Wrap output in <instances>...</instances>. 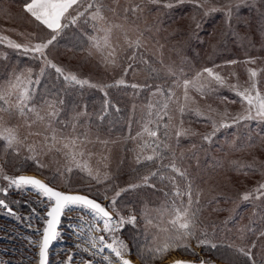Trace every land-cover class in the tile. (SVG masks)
<instances>
[{
	"label": "snow or ice",
	"instance_id": "snow-or-ice-1",
	"mask_svg": "<svg viewBox=\"0 0 264 264\" xmlns=\"http://www.w3.org/2000/svg\"><path fill=\"white\" fill-rule=\"evenodd\" d=\"M152 4L163 3L164 7L172 8L174 4L183 3V0H149ZM197 10L205 9L204 14L207 15L212 11L218 10V6L212 4L207 5V0H191ZM107 7L102 0H24L22 11L31 19L33 28L29 33H25L27 42H17L10 37H0V43L6 42L8 47L22 50L23 54L30 55L32 60L40 61V73H44L46 68L55 70L57 78L62 77L66 83L75 82L77 84L88 83L92 87L99 88L107 97V88L111 85L92 84L91 81L81 80L74 74L65 75L64 68L50 58L53 49H55L59 38L70 26H76L83 29L82 32H77V38L82 44H88L89 50L96 48L103 51L101 46V37L96 34H89L86 25L91 23L94 32H102L104 35L103 45L112 49L109 52L111 59L105 58L107 63L116 64V50L109 43L110 35L113 27L121 29L123 33L124 43L129 50H133V54L128 57L129 60L135 62V50L142 47L145 43L143 33L139 29L129 27L127 25H112L104 15V9ZM223 8L226 15L230 18L232 14L231 0L228 3L219 6ZM111 10V9H109ZM142 11L141 5H132L130 8H125L127 13ZM83 20V24L80 21ZM198 26V25H197ZM142 62L150 64V61ZM247 62H254L253 57H247ZM225 65H235L237 60H225ZM213 67H204L197 71L191 79L186 78L181 73L183 70L177 71L171 66L166 68L174 78L172 86L167 88V92L161 87L153 88V95L162 97V102H149L147 105L146 115L142 116L143 128L137 133V137H142L144 133L148 137L153 138L149 142L144 140L142 143H137L136 163L139 165L141 161H152L153 158L160 160L164 159V151H171V136L177 138L176 143H179V138L182 136L191 135L189 129L183 127V116L189 111L188 101L190 100L189 90L196 89L202 95L209 92H214V84L224 86L226 78L220 72L215 71ZM133 68L132 64H128L122 70L127 73ZM155 72L157 69L152 68ZM250 84L248 87L241 89L238 84H229L228 87L234 91L239 97L243 107L242 113H237L236 116H228L227 112L220 114V119H212L211 132L201 137L202 141L211 143L216 132L221 128H226L230 124H236L239 120H257L264 123V94L257 89L256 77L257 70L254 68L248 69ZM204 74H207L206 76ZM235 76L236 73H231ZM40 77L37 76L33 80V70L28 67L25 69L13 68L6 79L0 82V141H3V154L7 157L11 153L19 154L22 150L27 149V152L32 153L28 158L34 159L38 169L47 167L45 160L41 156L45 153H63V166L57 167L50 171V174H45V180L36 178L35 176L27 175H8L4 169L0 168V176L6 181V184L0 186V193L5 196L9 194L11 188L17 191H35L39 198V203L42 205L41 215L39 217L41 225L37 227L36 235L39 236L36 244L38 246V264H49V248L61 234L65 226V218H67V228L74 229V234H77V239L84 240L89 247H84L82 250L88 252L95 257L101 255L104 249L114 253L119 258V264H132V261L126 256L130 253V245L121 239L122 229L126 225L135 226L138 217L135 214V208L132 213L125 215L118 207V198L123 199L131 190L139 187L137 184H127L126 187L109 186L108 172H102L99 167L93 169L87 162L84 161L85 155L91 156L90 152L84 149L85 142H90L87 132H77V123L79 113L73 118L71 125L72 132L67 133L69 122L60 119L61 106L65 103L59 98V92L55 88L48 92L47 95L40 96L37 102V97L33 95V83L39 84ZM127 81L123 78L116 79L114 84L119 86L126 84ZM131 87H148V84L143 85L132 84ZM183 89L184 102H180L177 95L178 89ZM255 92V95H253ZM51 97V98H49ZM175 100L176 107L180 113L179 124L174 122L175 113L170 108V103ZM105 105L109 101L105 99ZM135 109V105H133ZM107 111V107L103 109ZM212 111V109H210ZM197 115H202L196 110ZM35 115V120L33 119ZM164 117H168L167 121ZM104 117L101 116V120ZM22 120L28 128V135L22 136L19 128L20 124L14 121ZM44 125L43 130L33 131L35 124ZM154 125V127H152ZM161 128L163 131L161 133ZM175 130L174 133L172 130ZM158 133H160L158 135ZM50 134V137H49ZM43 136L39 144L28 143L30 136ZM133 139L131 135L128 137ZM99 140V136L96 137ZM264 142V138H262ZM103 143H107L103 141ZM251 144V141H250ZM196 147V145H193ZM133 149V151H137ZM150 150V154L145 155V152ZM175 157V153H172ZM101 159H107L102 156ZM164 168H170L171 171L177 174L180 178L187 181L186 189L182 190L176 186L175 177L171 178L173 188L171 192H165V196H172L171 205L166 199L163 204L157 209V217L152 218L147 213H142L145 220V230L151 226L154 229L153 245L149 249V254L153 257L163 255L169 250L187 249L191 240L195 238L197 245H206L209 243L207 239H201L196 234L198 227V216L201 210L200 190L193 192L194 180L188 172L179 165L175 158L168 164L162 165ZM86 173V177H82L78 189L71 190L72 180L68 179L66 187L68 190H58L56 181L58 178H64L65 172L75 174L74 170ZM261 172L264 173V165H261ZM161 175L163 173L151 172L150 175ZM94 182V183H93ZM149 177H143V183L148 184ZM94 185H103V188L95 187ZM155 187V185H152ZM256 197L264 196V183H260L255 190ZM109 193H112L109 197ZM186 195V203L181 200L179 206L176 205V197H184ZM251 193H245L244 199H248ZM101 197L104 200H109V204L99 202ZM125 203H128L125 201ZM0 206L7 209L10 214L15 215L13 210L7 203L6 199L0 198ZM37 209L32 208V214H35ZM77 212L80 223L75 225L72 223V217L69 213ZM87 218V222L85 219ZM261 219L264 220V210L261 211ZM102 225V227H101ZM85 229L87 230L85 232ZM93 232H101L97 237L92 235ZM259 236H264V230L258 233ZM77 248L81 245L77 244ZM216 248L215 243L212 244ZM233 248L232 245H229ZM256 247V241L253 240L248 244H242L234 247V256H242L246 258L241 264H257V260L253 254V249ZM264 248V244L261 245ZM138 256L141 259L146 257L140 253ZM73 254L69 253L68 261L64 264H71ZM85 264H114L108 256H104L101 261L86 260ZM175 264H183V262H175ZM199 264H205L200 261ZM231 264H237L233 260ZM264 264V261L261 262Z\"/></svg>",
	"mask_w": 264,
	"mask_h": 264
},
{
	"label": "rangeland",
	"instance_id": "rangeland-1",
	"mask_svg": "<svg viewBox=\"0 0 264 264\" xmlns=\"http://www.w3.org/2000/svg\"><path fill=\"white\" fill-rule=\"evenodd\" d=\"M23 2L24 0H16L14 3H11L9 1L5 2V4L3 2L0 3V37H10L17 42H27L26 36L24 34L31 32L33 25L29 16H27L22 11ZM89 2L94 1L89 0ZM102 2L107 5V7L104 9V15L112 25H127L129 27L137 28L140 32L143 33L145 43L142 47L135 50V62L128 59V57L133 54V50H129L127 48V45L124 43L123 33L121 29L113 27L109 43L116 50L117 62L115 65L107 63L105 58H112L109 57V52L112 49L103 45L102 37L104 34L102 32H94L91 27V23L88 24L89 29H91L90 34H96L101 37L100 43L103 51L97 50L96 48H92L91 51L88 50L86 54V57L89 60L88 64L67 61V59H64L63 56H60L56 51H52L50 58L64 68L65 75L71 73L76 75L81 80L91 81L92 84L111 85L106 89L108 94L110 93V91H112L111 94H113L115 93V91L123 89H125L126 91H130L129 95L131 96V105L129 110L131 111V114L129 126L126 128V135L124 139L109 137L103 134H99L97 131L93 132L89 130L86 124L88 121L89 113L85 112V110H80L77 112L79 113L77 132H87L90 140V142H85L84 149L86 152H90L91 156L85 155L84 161L87 162L93 169L99 167L102 172H108L109 177H111V173L117 171V169L119 168V165L121 163L120 159H122L123 155L127 154L132 164H137V143H142L144 140H148L150 142L151 139H153L148 137L146 133H144L142 137H137V133L141 132L143 128L142 116L146 115L147 105L149 102L155 103L158 101L162 102L163 100L162 97L153 95V91L145 92L148 96L140 98V94L144 95V88L138 87L136 89H133L131 87V85L134 83L139 85L147 83L149 86H152L147 80V75L150 73V71L147 70L146 67H143L139 62L141 54L143 53L144 55L146 54L149 56V54L151 55V53H153V51L151 50L153 48L152 42L154 44H157L159 48L162 46L161 48L163 49H160L161 52H156L158 53V60L159 63H161V67L159 68V71H152L155 74L156 79H159L160 76H162L163 78L165 77V75L171 76L170 73H168L166 70L168 66L165 65H175L173 67L175 69L176 66H178L177 64L181 63L178 62L177 56L181 57L182 55H184V53H182L181 55H177L176 52V55L174 54L175 59L173 58V56L168 55L169 51L166 50L168 47L165 46L166 39H164V37H166V32H164L165 21L162 18V13L160 12V10H158V8H165L166 10H172L176 6H191V8L193 9L196 8L192 4L191 0H183V3L174 4L172 8L164 7L163 3L152 4L149 2V0H102ZM263 2L264 0H231L232 14L230 18L226 15L223 8L219 7L228 3V0H207L206 6H210L212 4L218 6V10L210 12L212 15V19L214 18V15L219 14V19H222V21L225 22L227 26H229V24H231L232 22L231 19H233V10H235L236 8L239 9V7L244 6V13H246V11L249 10V7L255 6L254 10H258L260 12L262 9H264ZM137 4L141 5L143 9L142 11L132 12L131 10H129L127 13L125 12V8H130V6ZM250 4L252 5L248 6ZM151 6H157L158 8H156L157 10L147 11ZM200 10L203 13L205 11V9ZM173 23L174 26L178 27L186 25V22L183 18L180 20H176ZM210 23H213V21H211ZM248 37L249 39L245 37L241 39L243 40L242 45L247 50H240L241 52L237 53V56L241 58L238 61L240 62V65H225L223 63L225 60L220 59L205 66L193 64L192 66L188 65L189 67H186V69H182L183 72L181 74L186 78L191 79V77L194 76L195 73L200 69L204 67L216 66L214 70L220 72V74L226 78V84L224 86L214 84L213 87L215 88V91L209 92L204 95H202L196 89L189 90L190 100L187 102L189 111L186 113L190 112L191 114L183 117V123H185V125L183 124V127L189 129L191 135L180 137L179 143L177 144V138L173 134L171 136L170 143L171 151H176L177 153L178 164L181 165L182 168L185 169L193 178L195 188L200 190L201 200L204 197H213L212 194H209V190L213 191L214 193L225 194L222 199L226 198L232 200V202L229 203L230 210H228L227 216L231 217L232 214H234L233 212L237 209H245L242 210L243 213H246L245 215H248V217L257 220V224L254 228H252L256 233V238H248L246 236L247 233L252 232L251 228L247 226V222H234L233 228H230L231 226L227 228L231 236L229 235L228 238L224 237V239L226 238L227 241L231 240V242L228 241V244L235 247L242 244H248L251 241L255 240L256 247L253 249V251L260 252L264 257V248L261 247V245L264 244V236L258 235L260 231L264 230V220L261 221V211L257 210L256 212H253L255 211L253 207H255L257 203L261 204V202L264 201V196L257 198L255 192L258 185L260 183H264V173L261 172V165H264V143L261 142L262 138H264V123L257 120H239L236 124H230L226 128L219 129L216 132V135L212 138L211 143L199 139L203 135L211 132L212 119L219 120L221 118L220 114L227 112L228 116H236L237 113L243 112L244 105H242L240 97L234 91H232L228 87V85L238 84L241 89L248 87L250 84L248 73L249 68H254L257 70V77L255 78L257 89L262 94H264V49H260L259 47V49L254 52L255 47L253 42H251L252 40L250 39V33H248ZM210 39H216L215 33L210 32L209 41ZM255 43L256 48H258L259 45L257 43L256 36ZM15 54L16 56L27 57L30 60L32 59L30 55L23 54L22 50L8 47L6 42L0 43V60L7 61V58L10 55ZM247 57H253L254 62H247ZM233 60L237 59L235 58ZM128 64H132L133 68L130 69L127 73H124L122 69ZM28 67L29 65H23L21 67L9 66V70H7L5 73L6 76L4 75L0 82L6 79L8 72H10L13 68L22 70ZM31 68L33 70V80H35V78L38 76V71H40V68ZM233 72L236 73L235 76L231 75V73ZM204 75L206 76L207 74ZM120 78L125 79L127 83L119 86L115 85L114 81ZM38 85L35 83H33L32 85L33 89H35L33 95L36 97L39 94L41 88L38 87ZM75 85H78V89L85 91H97L98 93L104 95V93L99 88L92 87L88 83L81 85L72 82L70 87L73 88V86ZM157 86L159 87L160 85L158 84ZM169 86H172V83L166 84L165 88L167 89ZM177 95L180 98V102L183 103L184 98L182 88L177 90ZM253 95H255V92H253ZM133 105H135V109H133ZM170 108H173V111L175 113L174 122L179 124L180 113L176 107L175 100L170 103ZM197 109L200 111V113H202V115H197ZM210 109H212V111H210ZM76 114L71 116L70 118L67 133L72 132L71 125L73 123V118L76 117ZM187 117L203 121L205 123L203 125V130L201 128L202 126H199V129H194L191 124L187 125ZM33 119L35 120L34 114ZM17 122L21 125L19 128L20 134L22 136L28 135V128L26 125H24L23 121H14V123ZM152 127H154V125H152ZM43 128V124L37 123L34 125L33 131L35 132L38 129L42 131ZM162 131L163 128H161V133ZM174 131L175 130L173 129L172 132L174 133ZM159 134L160 133H158V135ZM130 135L131 137H133V139L128 138ZM97 136H99V140L96 139ZM42 139L43 136L32 135L29 137L27 142L38 145L39 141ZM258 140L260 141L258 142ZM103 141H106L107 143L105 144L103 143ZM185 141L189 142L185 143ZM193 141L195 142V145L197 142H201L206 144V146H209V148L211 147L216 150H223L224 148V150L226 151L223 152L222 158L231 166L232 164H234L231 162H237L240 170L243 169V171L238 172L232 169V171L234 172L229 173L232 167L225 170L220 169L221 171H219L218 173H214L213 175H211L212 177H206L204 182L201 181V178L197 175L202 174L203 176H207V173L204 171V168L202 166L203 163L201 158L197 160L195 159L196 161L194 160L193 163H190L188 161L192 154H194L197 150V146L193 147L192 145ZM227 143H230L232 145H229ZM239 143L242 144V147H240L242 151L238 152L237 155H240L241 157L235 158L232 152L238 148ZM0 148L1 150L3 149V147ZM133 149H137V151H133ZM228 150L230 151L229 153L227 152ZM148 154H150V150L148 152H145V155ZM11 155L12 154H9L7 156L8 160H5L3 157L0 158V168H3L5 174L8 175H14L12 172L15 171L14 164L12 165V162H10V159L12 158ZM31 155L32 153L27 152V149L22 150L18 154L19 158H21L22 160H29V162L31 163L29 166L30 171H24L22 173L35 174L45 180V174H50V171L55 170L57 167L63 166V153H45L44 155H42L41 159H44L47 165V167H45L44 169H38L36 167L35 160L28 158ZM102 156L107 157V159H101ZM249 164L254 165L256 169H252L251 172L246 171L248 168H253L249 167ZM74 171L80 172L78 169ZM175 178L176 182L180 179L177 174H175ZM68 179H71L74 183L77 178L65 172L64 178H58L56 181L55 186H57V189H68L66 187ZM45 182H47V180H45ZM129 183L139 185L138 188L133 189L130 192L142 190L145 186V183H143V179L138 182L135 181V183H133L132 181ZM4 184H6V181H4L2 176H0V186H3ZM121 184L117 183L115 185L109 186L112 188H115L117 186L126 187L124 186L125 184L123 182H121ZM226 184L235 186L232 187V190L237 191L238 193L235 195L226 193ZM94 186L100 187L101 189L103 188V186L101 185ZM246 192L252 194L248 199H244V194ZM111 195L112 193H109V197H111ZM0 198L6 199L7 203L13 210V213H15V215L7 213L2 207H0V264H37L38 246L36 244V241H38L39 236L36 235V230L37 227L41 225L39 217L41 215L42 209V205L39 203L37 193L35 191H17L15 188H11L7 196L0 193ZM100 201L106 205L109 204V200H104L102 197ZM200 202L203 211H200L201 216L198 217V227L196 230V234L203 236V234H205L204 230H208L206 223L208 221H210V223L213 222L212 219L222 220L223 216L219 215L215 211V209H211V211H208L207 206L204 204V202ZM117 203L123 214H131L133 208H135V214L138 217V221L135 226L126 225L125 228H137L144 231L145 234L147 233L151 236V239L146 242L144 240L131 242L127 237V234L121 235L120 238L124 239L125 242L130 245V253L126 257H129L137 264H164L165 262L173 259H188L194 262V264H199L200 261H204L205 264H227L224 262H220L216 258H214L209 253L208 248H205L203 245L198 246L193 243H190L187 249L181 248L180 250H169L163 255H157L153 257L149 254V249L153 245L154 229L149 226L148 230H145L146 225L142 213H147L150 215V217L156 218L157 209H159L163 203L155 202V204H149V202H147L146 200H140L139 205L133 206L132 203L128 205V203H125L124 199L120 198H118ZM226 203L227 202H225V204ZM242 204H246L248 205V207H241ZM177 206L179 205L177 204ZM33 207H35L37 211L35 214H32L30 216ZM80 215L81 214L77 212L68 214V216L72 217V223L75 225H78L80 223ZM260 221L263 223H260ZM85 222H87V218L85 219ZM66 225L67 218H65V226L62 230V234L55 240L49 250V264H64V262L68 261L69 259V253L73 254L71 264H85L86 260L101 261L103 260L104 256H108L111 260L114 261V264H119V258H117L114 253H111L107 249H104L101 255L95 257L91 256L88 252L83 251L82 249L84 247H89V245H87L84 240L77 239V234H74V229H69ZM212 227V229H216L214 225H212ZM86 231L87 230L85 229V232ZM121 231L122 233H124V229H122ZM101 234V232L92 233V235L97 237H99ZM77 244H80L81 247L77 248ZM205 246L212 247V245ZM138 253L144 255L146 258L141 259L138 256Z\"/></svg>",
	"mask_w": 264,
	"mask_h": 264
},
{
	"label": "trees",
	"instance_id": "trees-1",
	"mask_svg": "<svg viewBox=\"0 0 264 264\" xmlns=\"http://www.w3.org/2000/svg\"><path fill=\"white\" fill-rule=\"evenodd\" d=\"M7 1L14 3L16 0H0V3L3 2L5 4V2ZM251 5L252 4L248 6ZM156 8L158 7L151 6L147 11L157 10ZM254 9L255 6L249 7V10L244 13V6L239 7V9L236 8L235 10H233L234 15L233 19H231V24L227 26L225 22L222 21V19H219V14L214 15V18L212 19L211 13L205 15L201 10L193 9L191 8V6H176L172 10L158 8V10H160V12L162 13V18L165 21L164 32H166V37H164V39H166L165 46L168 47L166 49L169 51L168 55L173 56V58L175 59L174 54L176 55V52L177 55H181L182 53H184V55H182L183 57L177 56L178 62L181 63L177 64L178 66H176L175 69L179 71L181 69H186V67H189L188 65L192 66L193 64L205 66L220 59L233 60L236 58L237 61H239V59L241 58L237 56V53L247 50L242 45L243 40L241 39L243 37L249 39L248 33H250V39L252 40L251 42H253L255 47L254 52L257 51L259 47L260 49H264V9H262L260 12ZM182 18L186 22L185 26L178 27L173 25V22ZM211 21H213V23H210ZM80 23L83 24V20ZM248 26H250L251 28ZM86 27L90 34L91 29H89L88 25H86ZM82 31L83 29L77 28L76 26L68 27L59 38V42L57 43L53 51H56L60 56H63L64 59H67V61L88 64L89 60L86 57V54L89 50V47L86 43L82 44L76 35L77 32ZM210 32L215 33L216 39H210L209 41ZM255 36L259 45L258 48H256ZM152 45L153 48L151 50L153 51V53H151V55L149 54L148 56L146 54L144 55L143 53L141 54V58L150 61V64L146 65L142 62L141 58L139 59L141 65L143 67H146L147 70L150 71V73L147 75V80L152 85L144 87V95L140 94V98H144V96L147 97L148 95L145 92L153 91V88L158 84L160 85L159 87L163 88L164 91L167 92V89L165 88L166 84H171L174 78L171 74V76H167L164 74V78L162 76H160L159 79L155 78V74L150 69L155 68L157 69V71H159L161 63H159L158 60V53L161 52L160 49L163 48H161L162 46L159 48L158 45L154 44L153 42ZM40 63L41 62L38 60H30L27 57L16 56V54L10 55L7 58V61L0 60V77L2 76L0 80L4 77L6 71L9 70V66L21 67L23 65H29L30 68H40ZM235 65H240V62ZM165 66L174 67L175 65ZM38 72V76L40 77L38 87L41 88L39 94L37 95V102L40 96L47 95L49 91L55 88L59 92V98L65 101V103L61 106V120H67L68 122H70L71 116L75 115L80 110H85V112L89 113L88 121L86 123L89 130L93 132L97 131L99 134H103L109 137L120 139L125 138L126 128L129 126L131 114V111L129 110L131 105V96L129 95V90H117L113 94H111L112 91H110L107 97H105L103 94L98 93L97 91H85L78 89V85H75L73 86V88H71L70 86L72 83L66 84V82L63 81L62 77L57 78L55 70L52 68H46L42 75L40 71ZM105 99L109 101L108 105H105ZM106 107L107 111L104 112L103 109H105ZM171 110L173 111V108H171ZM189 114L191 113H185L183 117ZM101 116L104 117L103 120H101ZM167 119L168 117H164L165 121H167ZM183 124L185 125V123ZM190 124L194 129H199V126H202L201 128L203 130V125L205 123L201 120H195L194 118L187 117V125ZM199 139H201V137ZM194 141L192 142V145H195ZM259 141L260 140H258V142ZM188 142L185 141V143ZM227 144L232 145L230 143ZM196 146L197 150L194 154H192L188 161L190 163H193L195 159L197 160L201 158L203 163L202 166L204 168V171L207 173V176H203L202 174L197 175L201 178V181L204 182L206 177H212L211 175L216 172L218 173L219 171H221L220 169L225 170L232 167L229 173H233L234 171H243V169L240 170L237 162H231L234 163L231 166L222 158L223 152L226 151L224 150V148L223 150H216L211 147L209 148V146H206V144L201 142H197ZM0 147H3V141H0ZM240 147H242V144L239 143L238 148L232 152L235 158L241 157L240 155H237L238 152L242 151ZM163 151V160L154 157L152 161L145 160L142 161L139 165H133L127 154L123 155L122 159H120L121 163L119 165V168L117 169V171L112 172V176L109 177V185H115L117 183L121 184V182H123L125 184L124 186H126L131 181L135 183V181H141L144 176L149 177V182L148 184H145L144 189L132 191L128 195L124 196L123 199L125 201H128V205H130L131 203L133 206L139 205L140 200H146L147 202H149V204H155V202L163 203L166 199L171 205L172 196L169 195L166 197L165 192H171L173 188L171 178L175 177V173H173L170 168L162 167V165L168 164L173 158H175L176 162L178 163V159L176 151ZM173 152L175 153V157H173L172 155ZM227 152L229 153L230 151L228 150ZM11 154L12 158L10 159L11 161H9L12 162V165L14 164L15 166V171L12 172L14 175L23 174L22 172L24 171H30L29 166L31 163L29 162V160H22L17 154ZM2 157L5 160L7 159V157H5V155L3 154V149L1 150L0 148V158ZM252 164H249V167L253 168H248L246 171L251 172L252 169H256V167ZM232 169H234V171H232ZM151 172L163 173V177H161V175L159 174L152 176L150 175ZM71 175L77 178L76 181L72 183L73 185L71 186V190H79V182L82 177H86V174H84L83 172H75V174ZM186 184L187 181L182 178H180L179 181L176 182V186L180 187L182 190L186 189ZM152 185H155V187H153ZM229 185H225L226 193H230L232 195L237 194V191L232 190V187L235 186L231 184ZM196 190L197 188H195L194 186V194ZM208 192L209 194H212L213 197H204L202 198V200L200 199V201L204 202V204L207 206L208 211H211V209H215V211L219 215L223 216V219H212L213 222L211 223L210 221H208L206 223L208 230H204L205 234H203V236L198 234L197 236H199L201 239H207L209 243L206 245H212L213 243L217 245L216 248L205 245L203 246L205 248H208L209 253L218 261L231 264L233 260H236L237 264H241V262L246 258L233 255L234 247L230 248V244H228V241L231 242V240L227 241L226 238L224 239V237L228 238L229 235L231 236L227 228L230 226V228H233L234 222H247V226L251 228L252 232L247 233L246 236L248 238H256V233L252 228H254L257 224V220L248 217V215H245L246 213L242 212V210L245 209H237L233 212L234 214H232L231 217L227 216V212L228 210H230L229 203L232 202V200L226 198L222 199L225 194L214 193L210 190ZM175 199L176 205H180L182 199L186 203L187 197L185 195L184 197H176ZM225 202L227 203L225 204ZM242 205L241 207H248V205L246 204ZM253 208L255 209V211L253 212H256L257 210H264V201L261 202V204L257 203V205ZM200 211H203L202 207ZM199 216H201L200 213ZM261 221L260 223H263ZM212 225H214L216 229H212ZM123 234H127V237L131 242H138L139 240H144L146 242L151 239L150 234H145L144 231L132 227H126ZM190 243L197 245V240L193 238ZM253 254L257 260V264H261V262L264 261L263 254H261L260 252L253 251Z\"/></svg>",
	"mask_w": 264,
	"mask_h": 264
},
{
	"label": "water",
	"instance_id": "water-1",
	"mask_svg": "<svg viewBox=\"0 0 264 264\" xmlns=\"http://www.w3.org/2000/svg\"><path fill=\"white\" fill-rule=\"evenodd\" d=\"M19 175L35 176L36 178L43 180L41 177H39V176H37V175H35V174H31V173H23V174H19ZM58 190H59V189H58ZM99 202H101V201H99ZM101 203H102V202H101ZM0 207H2V206H0ZM2 208H3V207H2ZM3 209L5 210V212L9 213L7 209H5V208H3ZM54 242H55V241L52 242L50 248L52 247V245H53ZM50 248H49V250H50ZM126 258L130 259L129 257H126ZM130 260H131V259H130ZM131 261H132V264H134V263H133V260H131ZM179 262H183V264H194V262H192L191 260H188V259H183V260H180ZM37 264H38V261H37ZM166 264H175V263H166Z\"/></svg>",
	"mask_w": 264,
	"mask_h": 264
},
{
	"label": "bare ground",
	"instance_id": "bare-ground-1",
	"mask_svg": "<svg viewBox=\"0 0 264 264\" xmlns=\"http://www.w3.org/2000/svg\"><path fill=\"white\" fill-rule=\"evenodd\" d=\"M183 260V259H182ZM177 261H180L179 259H173V260H169V261H167V262H165L164 264H166V263H175V262H177ZM133 263L134 264H137L135 261H133Z\"/></svg>",
	"mask_w": 264,
	"mask_h": 264
},
{
	"label": "flooded vegetation",
	"instance_id": "flooded-vegetation-1",
	"mask_svg": "<svg viewBox=\"0 0 264 264\" xmlns=\"http://www.w3.org/2000/svg\"><path fill=\"white\" fill-rule=\"evenodd\" d=\"M2 195H3V193H2ZM49 258V257H48Z\"/></svg>",
	"mask_w": 264,
	"mask_h": 264
}]
</instances>
